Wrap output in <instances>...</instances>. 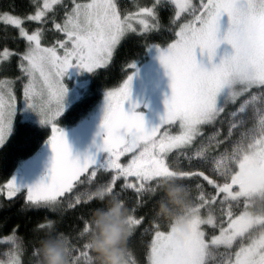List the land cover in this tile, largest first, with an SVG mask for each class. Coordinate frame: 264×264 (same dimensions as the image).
Masks as SVG:
<instances>
[{"label":"snow or ice","instance_id":"snow-or-ice-1","mask_svg":"<svg viewBox=\"0 0 264 264\" xmlns=\"http://www.w3.org/2000/svg\"><path fill=\"white\" fill-rule=\"evenodd\" d=\"M30 2V14L0 12V21L25 42L22 52L5 47L0 61L18 57L24 101L42 124L51 126L53 159L49 181L28 187L19 211L44 209L61 221L67 212L81 211L74 234L58 230L57 221L48 217L27 238L18 225L13 227L0 236V264H25L22 258L29 249L26 264H35L37 242L51 227L68 238L72 264H93L86 239L92 210L102 206L94 198L99 186L129 211V264H264V0H171L175 10L167 31L173 35L163 49L153 45L170 79L165 113L159 125L146 127L142 114L125 111L135 73L108 90L97 146L98 153L107 155L99 162L95 154L74 158L53 123L64 110L62 78L72 67L88 72L106 67L129 34L147 41L149 33L161 32L159 9L169 0L138 6L136 12L122 9L118 0ZM222 17H227L223 35ZM25 21L34 22V30ZM8 38L5 30L3 39ZM221 44L230 45L231 53L211 63ZM197 49L207 53L208 67L197 62ZM8 70L7 63L0 65V71ZM14 85L13 80H0V145L17 105ZM162 177L179 179L191 193L189 231L179 239L154 212L155 188ZM22 191L8 181L9 198ZM149 203L153 207L137 215ZM137 229L145 262L130 247ZM146 235L150 239L144 243Z\"/></svg>","mask_w":264,"mask_h":264},{"label":"trees","instance_id":"trees-1","mask_svg":"<svg viewBox=\"0 0 264 264\" xmlns=\"http://www.w3.org/2000/svg\"><path fill=\"white\" fill-rule=\"evenodd\" d=\"M154 2L155 0H120L119 4L122 9L136 12L138 11V6L150 7ZM174 10V4L169 0L168 6L159 9L160 23L164 26V29L161 32L149 33L147 41L133 34H129L117 48L110 65L96 71V73L92 75L85 96L60 120V124L66 127L63 129L67 144L73 146H79L80 144L86 145L93 139H98L99 142H102V130L93 135L82 130V127L85 128L86 125L85 120L88 119L91 111L97 107L102 95L106 91L119 87L121 83L132 74L133 70L132 68L127 67L128 64L137 65L144 61L147 58L150 49L154 47V44H159L162 49L166 46L164 42L169 40L173 35L171 32L167 31V27L169 25V17L174 16ZM3 11H9L10 14L23 16L24 14H30L34 11V5L31 4L30 0H0V12ZM31 23L35 28V23ZM5 30H7V35L9 37L7 40L3 39ZM12 37H16V39H12ZM24 44L25 42L19 38L17 30L12 26L4 25L3 22L0 21V53L3 52L5 47L13 53L22 52ZM1 62L2 64L7 63L9 65V70L7 72L0 71L1 78L4 77L10 80L15 79L20 75L18 57L16 55L11 56L8 61ZM158 87L159 85L149 83V89L151 90H155ZM170 94L171 90H167V92L164 90L158 96H152L147 99L151 104L149 107L151 109L150 114H147L145 111L140 112L141 107H138L139 111L134 110L144 116L146 127H155L159 125L161 117L165 113V100L170 97ZM229 107H232V105H229ZM125 111L128 110L125 108ZM210 131L211 129H206V133ZM225 132L226 126L221 129V134L223 135ZM49 135L50 131L47 129L29 124L17 123L11 138L3 148L0 149V194H3V191L7 188L9 180L16 181L19 178V183L17 185H20L22 188V185L25 184V180L19 176V173L22 174L24 170H28L39 159L42 160L53 155L51 151L47 154L39 155L41 152L40 150L46 148L50 138ZM48 149L47 151H49ZM36 155H38V158ZM180 165L186 167L187 161L181 159ZM36 173L38 172H35V174ZM193 183L195 182L193 181ZM203 183L207 188V182ZM193 194L195 195V191H193ZM26 195V189H23L22 192L17 193L10 199L1 195L0 225H3V227H0V236L10 232L13 227L18 225L20 234L26 238L30 237L34 227L38 222L43 221L45 217L56 220V226L60 231L74 234L78 230L79 222L76 219V216L79 211H81L80 209L75 213L71 211L67 212L62 221L58 216L44 209H28L21 213L19 210L26 203ZM131 203L132 201L129 199V207H131ZM152 207L153 205L149 203L147 208L141 209L137 215L146 213L148 209ZM84 211L86 212V210ZM140 232L141 230L137 229L136 233L133 235L130 247L135 253V258L141 262H145L146 256L143 252V245L140 242ZM149 239L150 236H144V243H147ZM30 252L31 249H29L22 258L25 264L29 259Z\"/></svg>","mask_w":264,"mask_h":264},{"label":"rangeland","instance_id":"rangeland-1","mask_svg":"<svg viewBox=\"0 0 264 264\" xmlns=\"http://www.w3.org/2000/svg\"><path fill=\"white\" fill-rule=\"evenodd\" d=\"M120 0H118V3ZM194 3H199V0H193ZM183 15V14H182ZM25 25L28 27V29L34 30L33 24L30 22L25 21ZM227 28V17L221 18V29L220 34L223 35L224 31ZM162 49V48H161ZM232 51L231 46L227 44H221L217 50L216 55L213 57L211 63H219L220 59L224 57L226 54H230ZM116 52V51H115ZM114 52V54H115ZM114 57V55H113ZM196 58L198 63H203L206 67L209 66V60L207 53L201 54L199 49H197L196 52ZM113 60V59H112ZM112 60L109 62V64L106 66L108 67ZM2 62L0 61V65ZM104 67V68H106ZM103 69V68H101ZM100 69H96L93 72H88L84 70H80L77 67H72L68 69L65 76L62 78V83L64 84L66 88V94L63 100L64 110L62 114L53 122L57 128L62 130L64 133L65 126L60 124L61 118L67 114V112L76 104L78 103L87 93L89 84L92 78V75L96 73ZM132 73H135L133 75L132 83H131V95L129 101L125 102L124 107L126 110L132 109L140 112H147V114L151 113L150 102L149 98L152 96H158L162 91L171 90L170 88V79L169 76L166 73L165 68L160 63L159 60V53L157 51L156 47H153L150 49V52L147 55V58L142 61L140 64L135 65V68H132ZM21 75V74H20ZM18 75V77H20ZM16 77L15 79H10L15 81L14 85V93L17 95V105L16 109L12 118L11 126H10V132L5 140V142L0 145V149L3 148V146L9 141L11 138L17 123L21 124H29L32 126H37L40 128L47 129L50 131L51 136V126L47 124L41 123V117L33 111L24 101L23 98V85L20 83V80ZM6 78H1L0 80H5ZM27 82V81H25ZM149 83L159 85L158 88L155 90L149 89ZM107 92V91H106ZM106 92L102 95L99 104L97 107H95L91 113L89 114V117L86 121L85 128L82 127L83 131L89 132L91 135L94 133H99L101 129V123L105 114L106 110ZM152 92V93H151ZM171 95V94H170ZM146 96V97H143ZM146 102V103H145ZM51 103L55 105V99L53 98L51 100ZM141 103V104H140ZM143 103V104H142ZM156 104V103H154ZM141 105V106H140ZM139 107V108H138ZM160 124V123H159ZM88 125V126H87ZM72 128V127H71ZM84 128V129H83ZM81 130V131H82ZM101 144V142L98 141V139H93L89 144L79 146H73L68 144L71 155L74 158H83L85 155H92L95 154L97 157L98 162L102 161L106 157V153H98L97 152V146ZM49 148V149H48ZM47 149L49 151H47ZM41 151V152H40ZM39 152V155L47 154L51 151L50 145L47 143L46 148L41 149ZM52 152V151H51ZM171 155V154H170ZM38 158V155H36ZM35 157V158H36ZM36 158V159H37ZM52 159L53 155L49 156L45 159L38 160L33 166H31L28 170H24L22 174L19 173V176L22 177L25 180V184L22 185V190L26 189L28 187H31L33 185H36L40 182H48L50 179V170L52 165ZM126 157H121V160H125ZM35 172H38L35 174ZM18 176V177H19ZM16 184L19 183V178L15 181ZM20 186V185H18ZM2 196H5V198L10 199L7 196V188L3 191V194H0V198ZM12 198V197H11ZM2 258V257H0Z\"/></svg>","mask_w":264,"mask_h":264},{"label":"clouds","instance_id":"clouds-1","mask_svg":"<svg viewBox=\"0 0 264 264\" xmlns=\"http://www.w3.org/2000/svg\"><path fill=\"white\" fill-rule=\"evenodd\" d=\"M155 215L167 222L177 239L186 235L192 215L189 188L174 177H162L155 188ZM94 198L102 206L89 217L87 247L93 264H129L128 240L133 226L129 211L119 198L109 197L103 186L94 189ZM35 264H72L68 238L55 227L49 228L37 242Z\"/></svg>","mask_w":264,"mask_h":264}]
</instances>
